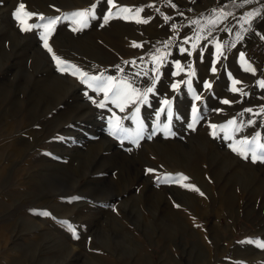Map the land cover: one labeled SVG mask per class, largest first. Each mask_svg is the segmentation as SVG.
I'll return each instance as SVG.
<instances>
[{
    "label": "rangeland",
    "instance_id": "rangeland-1",
    "mask_svg": "<svg viewBox=\"0 0 264 264\" xmlns=\"http://www.w3.org/2000/svg\"><path fill=\"white\" fill-rule=\"evenodd\" d=\"M20 3L34 13L22 15L26 24L59 18L52 52L43 27L22 29ZM93 3L0 0V264H264V161L230 147L257 134L264 143V0H100L95 18L73 31L71 14ZM137 9L147 23L122 18ZM221 9L231 15L209 24ZM53 53L88 76L155 90L121 111L74 69L61 72ZM161 53L156 79L152 57ZM137 106L139 143L112 135L117 117L134 132ZM232 120L244 127L212 135L211 125Z\"/></svg>",
    "mask_w": 264,
    "mask_h": 264
},
{
    "label": "snow or ice",
    "instance_id": "snow-or-ice-1",
    "mask_svg": "<svg viewBox=\"0 0 264 264\" xmlns=\"http://www.w3.org/2000/svg\"><path fill=\"white\" fill-rule=\"evenodd\" d=\"M98 2H100V0H97V3ZM105 2L108 3L109 5H111L112 7H117L114 3V0H105ZM244 2L247 3L248 0H244ZM97 3H93L89 9L77 11V12H74L71 14V18L73 19L74 23L77 25H80L79 28H74L73 31H79L82 27H86L89 18H95V9H96ZM142 10L143 9H137L135 16H123L122 18H124V19H136L137 22L147 23L148 22L147 20H143V19L139 18V13ZM131 12H132V9H129V8H117V14L131 13ZM15 15H16V18L21 21L22 29L24 31H29L32 28L43 27L44 33L42 34V36H43V40H44V47L47 48L49 50V52H52V49L48 43V39H49L50 34L55 30V25L57 24L59 18L51 19L45 25L26 24L25 20L22 19V15L24 18L30 19L34 15V13L27 12L26 6L23 3L19 4ZM214 15H215L214 19L211 17L208 19V23L211 25H216L222 19H226L228 15H231V13H225L224 10L221 9L218 12H216L214 10ZM258 15H260L259 10L251 11V12L246 13L243 19L245 22L250 24L251 20ZM112 18H114V14L111 10H109L107 15H105L103 17L104 23L107 24L109 22V20ZM165 19H168V18L166 17ZM194 23H199V21H196ZM173 27H175V25ZM237 38H241L239 36V33L237 34ZM197 39H199V37H197ZM134 46L140 47L141 45H135L134 44ZM196 47H197V44L193 43L192 48L195 49ZM223 48H224V45H222L218 42L216 43L217 59H219L220 56L222 55ZM179 51L185 52V51H187V49L180 48ZM166 55H168V53H161L160 55H153V57H152V60L154 62H156V65H157L156 68L154 69L157 72L156 79L159 78V66L162 63L163 58ZM53 56H54L57 64L60 66L59 70L61 72H66V71H69L70 69H74L71 71V74L74 76L79 75L82 82L87 84L89 86V88L94 87V90L97 93L103 92L104 96H105V100L109 99L110 98L109 94H111L112 103L115 104L118 108H120L121 111H124L126 104H129V103L130 104H136V102L138 100L142 103H146L147 99H148V94L152 93L155 90V84L154 83H153L152 87H148L143 92H141L139 89L134 88L131 83H129L127 80H124V79L117 80L115 77L104 76L103 74H101L100 76H88L87 73H84V72H82V70L77 69L74 65H68V63L66 61H62L59 57H56L54 53H53ZM240 56H241V61L245 64V70L249 71V72H255V69L250 64H247V61L244 59L243 53H241ZM176 66L178 69L177 74H179V71H182L183 68L181 67L179 62H176ZM120 70L122 71V69H120ZM211 70L213 72L216 71L215 67H213ZM189 71H190V75H195L194 70L189 68ZM145 75H147V73H145ZM185 83H187V85L190 87L191 86V79H189ZM239 83H240L239 81L233 80V85H234L232 88L233 92H242V89L235 87V85L239 84ZM259 85L261 88H264V80L260 81ZM172 87L174 89L179 88V83L173 84ZM205 87L210 88L211 84H206ZM195 98L200 99L199 96H196ZM90 99H91V97H90ZM224 103L227 104L230 102L225 100ZM164 104L168 105L169 109H170V105H171L170 101L165 100ZM98 106L103 108V107H106V104L104 102H101ZM161 111H163V109H161ZM247 111L251 112L252 110L248 109ZM139 112H140V108H139V106H137L135 108L136 116L134 117V119H136L137 127L134 130V132L131 129L123 128L121 126L119 117H117L116 122L113 125L114 129H116V130L112 131V135L116 136L117 132H120L123 134H127L126 138H129V139H132L133 135H134L135 139L133 140V142L138 144L139 140L143 138V131H144V124L139 119ZM261 112H264V109H261ZM196 113H197V110L195 108H193V123L188 125V127H190V128H194V126H195V122L197 120ZM171 119H172V113L169 110L168 111L169 122H171ZM110 123H111V121H110ZM248 123L252 124V123H254V121L250 120ZM211 127L213 129L212 135L215 136L218 134L216 131V129L218 127H220L221 131H226L228 128H231L234 131H240L244 127V125L243 124L237 125V122L235 120H232V121H229L227 128L221 127L218 125H211ZM164 130H165L166 134L174 135V133L170 132L168 124H166L164 126ZM228 138L232 139V136L229 135ZM260 139L261 138H260L259 134H257L251 140H249V139L239 140L237 142L239 146L230 145V147L233 148V151H236V152L240 153L242 156H244L245 159H247L249 156V153H251V159L253 161H256V160L264 161V143H261ZM258 150H259V154H258ZM148 171L152 172L154 170L148 169ZM186 179H187V177H183L181 174V176L179 177L177 182H181L182 180H186ZM183 186L184 187H193V186L188 185V184H184ZM196 191H199V190L196 189ZM201 195H203V193H201ZM44 215H50V213L45 212ZM72 231H75V229H72ZM257 243H258L259 247L264 248V242H257Z\"/></svg>",
    "mask_w": 264,
    "mask_h": 264
}]
</instances>
